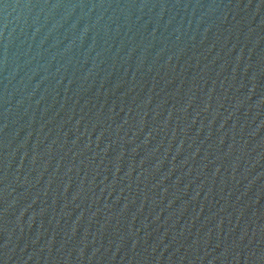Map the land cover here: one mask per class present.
<instances>
[{
    "label": "water",
    "instance_id": "water-1",
    "mask_svg": "<svg viewBox=\"0 0 264 264\" xmlns=\"http://www.w3.org/2000/svg\"><path fill=\"white\" fill-rule=\"evenodd\" d=\"M0 264H264V0H0Z\"/></svg>",
    "mask_w": 264,
    "mask_h": 264
}]
</instances>
